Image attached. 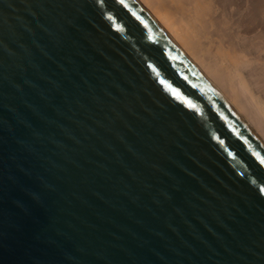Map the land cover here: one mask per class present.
I'll return each instance as SVG.
<instances>
[{
    "label": "water",
    "instance_id": "obj_1",
    "mask_svg": "<svg viewBox=\"0 0 264 264\" xmlns=\"http://www.w3.org/2000/svg\"><path fill=\"white\" fill-rule=\"evenodd\" d=\"M262 161L136 0H0V264H264Z\"/></svg>",
    "mask_w": 264,
    "mask_h": 264
},
{
    "label": "bare ground",
    "instance_id": "obj_2",
    "mask_svg": "<svg viewBox=\"0 0 264 264\" xmlns=\"http://www.w3.org/2000/svg\"><path fill=\"white\" fill-rule=\"evenodd\" d=\"M264 143V0H136Z\"/></svg>",
    "mask_w": 264,
    "mask_h": 264
},
{
    "label": "snow or ice",
    "instance_id": "obj_3",
    "mask_svg": "<svg viewBox=\"0 0 264 264\" xmlns=\"http://www.w3.org/2000/svg\"><path fill=\"white\" fill-rule=\"evenodd\" d=\"M121 2H123V0H121ZM262 163H264V161H262Z\"/></svg>",
    "mask_w": 264,
    "mask_h": 264
}]
</instances>
